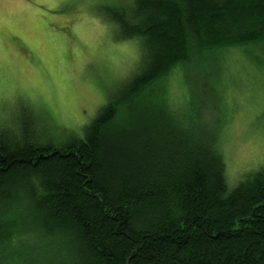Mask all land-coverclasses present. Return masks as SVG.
<instances>
[{"label": "trees", "instance_id": "obj_1", "mask_svg": "<svg viewBox=\"0 0 264 264\" xmlns=\"http://www.w3.org/2000/svg\"><path fill=\"white\" fill-rule=\"evenodd\" d=\"M129 1L104 16L142 67L81 137L0 127V264H264V164L229 182L213 126L136 99L192 43L264 44V0Z\"/></svg>", "mask_w": 264, "mask_h": 264}, {"label": "rangeland", "instance_id": "obj_2", "mask_svg": "<svg viewBox=\"0 0 264 264\" xmlns=\"http://www.w3.org/2000/svg\"><path fill=\"white\" fill-rule=\"evenodd\" d=\"M129 0H0V127L29 114L46 137H81L84 126L142 67L104 8ZM148 84L138 101H161L212 128L228 181L264 164V44L200 50ZM181 108V109H179ZM44 261V259H43ZM40 263V262H39ZM42 264V263H40Z\"/></svg>", "mask_w": 264, "mask_h": 264}]
</instances>
